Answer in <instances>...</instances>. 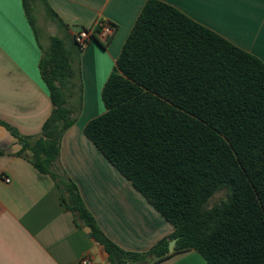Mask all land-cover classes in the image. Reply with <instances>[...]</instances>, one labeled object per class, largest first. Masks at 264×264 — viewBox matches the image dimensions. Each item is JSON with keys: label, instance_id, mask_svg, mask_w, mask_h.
<instances>
[{"label": "trees", "instance_id": "16d2710c", "mask_svg": "<svg viewBox=\"0 0 264 264\" xmlns=\"http://www.w3.org/2000/svg\"><path fill=\"white\" fill-rule=\"evenodd\" d=\"M39 3L65 32L40 45L53 109L37 136L0 125L22 144L18 156L52 178L76 225L105 247L110 264H157L190 250L208 264H264V63L174 6L146 2L103 88L106 110L84 129L175 228L147 251H126L61 165L62 139L82 111L83 50L46 0H23L36 37ZM99 33L96 25L91 40Z\"/></svg>", "mask_w": 264, "mask_h": 264}, {"label": "crops", "instance_id": "0c3cea01", "mask_svg": "<svg viewBox=\"0 0 264 264\" xmlns=\"http://www.w3.org/2000/svg\"><path fill=\"white\" fill-rule=\"evenodd\" d=\"M148 0H46L74 34L93 29L104 19L117 29L106 48L91 40L81 57L82 111L61 143V165L73 180L96 221L126 251L144 252L175 231L84 133L105 112L103 88ZM217 32L264 63V0H160ZM39 3L42 39L24 9L23 0L5 3L0 12V121L26 136H37L53 105L42 79L40 45L50 36H65L48 20ZM61 28V29H60ZM54 32V33H53ZM22 144L0 125V264H110L105 247L90 230L76 225L62 194L48 175L18 156ZM7 179L10 182H7ZM157 264H208L195 250Z\"/></svg>", "mask_w": 264, "mask_h": 264}, {"label": "built area", "instance_id": "2783aa9c", "mask_svg": "<svg viewBox=\"0 0 264 264\" xmlns=\"http://www.w3.org/2000/svg\"><path fill=\"white\" fill-rule=\"evenodd\" d=\"M97 26L100 27L99 36L102 37L104 40L110 38L115 32V27L107 20L104 19L100 20L97 23ZM92 31L93 29H81L74 34V39L76 43L83 51L88 47L89 43L91 42ZM7 182H10V180L7 179ZM91 263L92 260L88 256L82 259V264H91Z\"/></svg>", "mask_w": 264, "mask_h": 264}, {"label": "rangeland", "instance_id": "374dc122", "mask_svg": "<svg viewBox=\"0 0 264 264\" xmlns=\"http://www.w3.org/2000/svg\"><path fill=\"white\" fill-rule=\"evenodd\" d=\"M37 29H38V34L40 35V38L43 39V38L45 37V35H46V30H45V28H43V27L41 26V24L37 22ZM53 33H54V32H53ZM225 196H226V192H225V191L217 192V193L214 195V197L211 198V200H210V204H211V205L215 204V203L218 202L219 200L225 198Z\"/></svg>", "mask_w": 264, "mask_h": 264}, {"label": "water", "instance_id": "95a60500", "mask_svg": "<svg viewBox=\"0 0 264 264\" xmlns=\"http://www.w3.org/2000/svg\"><path fill=\"white\" fill-rule=\"evenodd\" d=\"M177 245V239H173L169 244V252L173 253Z\"/></svg>", "mask_w": 264, "mask_h": 264}, {"label": "snow or ice", "instance_id": "6c2138e0", "mask_svg": "<svg viewBox=\"0 0 264 264\" xmlns=\"http://www.w3.org/2000/svg\"><path fill=\"white\" fill-rule=\"evenodd\" d=\"M13 0H0V12H2L5 3H11ZM0 27H2V19H0Z\"/></svg>", "mask_w": 264, "mask_h": 264}]
</instances>
